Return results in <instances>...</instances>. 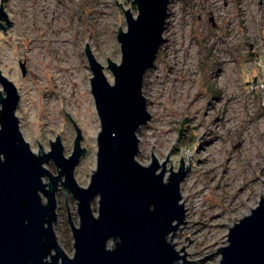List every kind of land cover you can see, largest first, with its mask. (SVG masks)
<instances>
[{
    "label": "rangeland",
    "instance_id": "obj_1",
    "mask_svg": "<svg viewBox=\"0 0 264 264\" xmlns=\"http://www.w3.org/2000/svg\"><path fill=\"white\" fill-rule=\"evenodd\" d=\"M0 4L10 21L8 28L3 23L5 32L0 29V74L20 96L15 116L22 137L40 155L38 143L47 154L58 135L69 158L77 127L86 153L74 178L87 188L96 169L100 123L85 46L112 81L107 63L120 64L116 37L119 28L127 30L123 11L136 16L135 6L129 0ZM168 14L164 42L143 78L150 119L136 133V160L146 167L152 153L161 166L168 154L165 180L178 172L181 157L184 170L190 166L179 186L187 223L178 228L180 234L170 233L169 241L172 236L174 250L180 257L187 254V262L214 254L197 264H219L217 249L228 244L229 229L250 215L264 194V0H171ZM51 93L57 98L47 104ZM45 168L57 175L52 162ZM65 193L59 186L52 226L59 247L72 258L68 214L75 227L79 218L70 193L67 214Z\"/></svg>",
    "mask_w": 264,
    "mask_h": 264
},
{
    "label": "water",
    "instance_id": "obj_2",
    "mask_svg": "<svg viewBox=\"0 0 264 264\" xmlns=\"http://www.w3.org/2000/svg\"><path fill=\"white\" fill-rule=\"evenodd\" d=\"M129 1L136 16L130 9H122L127 30L119 28L116 37L121 61L116 64L107 59L112 81H108L88 44L85 46L92 73L90 93L100 123L96 169L87 188H80L74 178L86 150L81 148L83 138L70 116L65 114L76 129V139L69 158L64 157L58 135L56 142L49 140L47 154L37 141L40 155L34 154L15 116L20 96L0 74V264H177L178 260L197 264L214 255L187 262V254L183 252L180 257L167 241L170 233L176 235L175 231L187 223L179 186L190 166L184 170L181 157L175 173L170 161L171 173L165 180L168 154L161 166L152 153V163L146 167L136 160V133L150 119L142 94L143 78L153 68L164 42L171 0ZM2 8L0 4V29L5 32L10 21ZM50 162L56 176L45 168ZM59 186L77 203L79 227L70 221L65 193L72 258L59 247L52 226L57 219ZM95 199L97 215L92 211ZM227 241L224 248L217 249L219 264H264V194L256 209L229 229Z\"/></svg>",
    "mask_w": 264,
    "mask_h": 264
},
{
    "label": "bare ground",
    "instance_id": "obj_3",
    "mask_svg": "<svg viewBox=\"0 0 264 264\" xmlns=\"http://www.w3.org/2000/svg\"><path fill=\"white\" fill-rule=\"evenodd\" d=\"M56 78H57V77H56ZM61 78H62V77H61ZM66 80H67V79H66ZM66 88H67V87H66ZM66 91H67V90H66ZM73 93H74V92H72V94H73ZM68 95H69V94H68ZM55 96H56V95H55ZM55 96L51 93L50 96H49V101H48L47 104H50L51 101H54V100L57 98V97H55ZM65 96H66V95H65ZM69 96H70V95H69ZM69 96H67V97H69ZM67 97H66V98H67ZM70 97H71V96H70ZM70 97H69V98H70ZM66 98H65V99H66ZM71 101H72V100H71ZM68 102H70V101H68ZM73 102H74V101H73ZM67 104H68V103H67ZM51 106H52V105H51ZM68 106H69V105H68ZM76 106H77V105H76ZM72 109H73V108H72ZM72 109H71V110H72ZM182 206H183V204H182ZM183 210H185V209H184V206H183ZM185 214H186V210H185ZM167 241H168V243H171V241H169V237H168ZM176 243H178V242H176ZM171 244H172L173 247H175V246H174L175 243H171ZM178 244H179V243H178ZM175 248H176V247H175ZM176 250H177V249H176ZM175 252H176V251H175Z\"/></svg>",
    "mask_w": 264,
    "mask_h": 264
}]
</instances>
